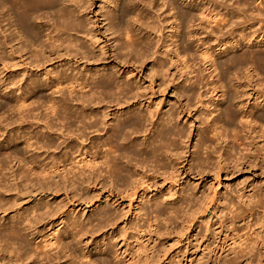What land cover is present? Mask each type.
<instances>
[{
	"label": "rangeland",
	"instance_id": "374dc122",
	"mask_svg": "<svg viewBox=\"0 0 264 264\" xmlns=\"http://www.w3.org/2000/svg\"><path fill=\"white\" fill-rule=\"evenodd\" d=\"M88 1L85 4L86 9L83 8L84 12L94 10V6L91 8L88 4L94 2L98 6V3L104 0ZM170 1L178 6L193 9L184 8L185 11H190L192 15L197 13L194 6L198 5L199 0H186L184 6L181 4L183 0L136 1L141 3V7H139L145 10L148 17H151L147 21L151 26L152 20H155L153 32H149L151 35L150 40L154 47L153 50L161 47L162 52H167L162 55L164 70H167L165 73L166 78L156 80L153 77L152 71H154L153 64L155 63L152 62V57L144 59L141 65L124 66V64L119 63L121 67L119 72L114 67L115 64L109 61L106 67L97 65V69L94 67L89 70L91 74L111 72L115 74L118 80L121 79L131 85L132 89L139 87L137 94L143 101L144 106H149L150 112L153 114L160 113L159 118L171 111V113L176 112L178 114V107L184 105L190 112L188 118L180 115L179 119H176L177 114L175 113L177 124H174L173 121L170 126L168 125V128L171 125L172 127L178 125L179 130H184L187 134L190 132L191 138L194 137L192 145L195 144V139L198 140L200 137L196 134H201L205 128L206 111L208 109L213 110L212 117H216L219 114L213 109L214 104L219 105L216 110H223L225 105L226 98L221 100V92H217L215 102L210 96V84L214 81H221L224 88L227 89L228 97H237L232 102L236 114L241 111L252 110L254 116L252 117L255 121L247 125L238 122L230 123L228 119L220 115V122L217 127L219 132L222 131L221 134H223L225 142H228L226 148L222 147L224 144L219 146L214 142L210 131L212 128L207 130V136L204 135V139L206 146L210 144L213 146V150L202 162H192L193 160L189 157V154H186L185 146L177 144L175 147L176 152H172V156L166 162L170 168L177 169V171L171 176H166L165 179L147 180L146 178L145 182L143 177L146 176V173H149V166L143 164L138 168H131L137 174L135 179L138 180V184L136 183V186H141L142 189H139L138 197H127L122 193L121 185L118 186L120 183L117 181H113V184L115 183L114 187L109 188L96 184L90 185L88 180H84L83 182L79 181L73 189L60 187L57 191L53 190L46 193L39 192L36 188L25 190L19 186L17 180H10V177L9 184L11 186L5 188L8 192L5 193V189L0 188V199L3 200L0 203V225L2 227L4 225L7 227L12 222L24 218L23 214H27V211L32 207L41 210L44 201L48 204L49 214L38 219L31 230L25 229L23 225L18 227L20 244L7 246L8 250H6L3 243H0V264H32V259H28L27 255L31 252L36 254L41 252V248L38 246L40 240H34L37 233L47 240L53 238L52 242L55 244L59 242L55 236L60 237L63 244L57 251L59 264H85L86 261L84 260V262L81 259V255L88 251L94 264H264V129L262 127L264 123L259 119L261 115L264 116V101L261 99L256 100V96L252 95V90L264 93V63H260L256 67L250 65L248 72L245 67H241L243 69H239V71L236 70L239 63L242 62V58H239L240 54L254 48L263 51L264 42L260 38L248 42L241 41L240 38L236 37L231 45H229L230 40L227 39L226 41L229 43L225 41L224 45L215 46L212 43L210 34L199 35L200 33L195 30V27H190L192 23L198 22L197 15H195L194 19H197V22H193L194 19H192L191 24L189 23L186 26L184 33H187L184 36L183 44H181L179 36H182L183 32H181V28L178 29L181 21L178 17H175V10H169L167 3ZM246 1L251 3L250 0ZM188 2L189 5L185 6ZM117 4L114 3V5ZM255 5L251 6L252 11H254L253 7ZM232 8L229 7V9ZM242 9L239 8L238 11L235 8L232 11L229 10L233 13H231L234 17L232 19L236 22L229 20V17L225 15V10H219V16L223 14L220 17L223 20V25L229 24L231 21L235 22L233 27L228 28L229 31L241 27L242 30H245L243 32V35H245L250 33L247 26L252 21H249L248 16L243 13ZM258 11H254L253 15ZM260 11H262L260 16L255 18L260 25H264V9L261 8ZM82 19L85 21L87 33L94 32L97 29L92 23L91 15H83ZM98 22H100L99 19ZM98 22L96 23L97 26L102 27V25H98ZM206 25L203 27L207 28ZM171 26H173L172 29ZM225 30L226 28L223 29V34L226 32ZM87 33H83L85 34L84 37L82 34L76 35L72 32L69 34L72 38L79 37L87 50L91 51L88 49L90 43ZM95 35L100 36L97 43H102L98 48L102 47L104 49L99 51L100 48H97L93 50V53H96L99 57L106 51L105 53H108L107 55L111 57V60H115L112 53V47L115 45L112 44L113 40L106 35L101 36L99 32ZM196 38L201 40L196 41ZM128 40L120 35L117 43ZM205 47L211 49V51H214V55L215 53L217 55L214 58L218 69L217 77H214L215 73L209 76L208 72L202 71L203 59L200 52ZM176 49L178 50L174 52ZM167 54L170 55L167 56ZM230 55L237 56L236 58L239 61L234 60H237L238 64H235L234 60L230 65L227 63L230 62L228 59L231 57ZM170 57L173 62L170 61ZM80 65H66L62 62L51 67L47 66L46 70L51 72L60 69H72L79 72L78 74H83L85 71L83 62ZM233 67L235 70H233ZM251 68L254 71L256 70V75L253 74ZM22 74V72L16 73V77L28 81L35 73L30 70L27 75ZM182 78H186V83L182 87V91L185 92L180 95V90H174L171 85L181 83ZM189 80H197L200 84V89L193 90L195 93H192L193 88H190ZM159 81L162 83L159 84ZM230 85H234L236 90L229 89ZM4 94L0 90V101H2L1 97ZM238 102H241L240 107L235 106ZM81 109L82 107L79 106L78 110ZM132 111L144 113L145 109L135 106L130 111H125V114L119 112L112 115L111 120L124 118L127 113ZM7 114L9 113H2L0 116H3V118H0V121L4 122L3 119L5 120L6 116H10V114ZM166 117L167 115L164 118ZM39 130H37V126L32 127L33 132L42 133L43 129ZM174 130H177V128ZM104 133L105 131L100 130L98 134L91 135L89 131H86V137L81 141L83 140V145L86 146L89 143L87 138L90 136L101 138ZM57 140H55L56 145H58V150L55 151L57 159L61 156L62 148L70 142L77 146L81 144V141H77L74 136L68 140L66 133H64L63 138L59 137ZM1 150L3 152L6 148L3 147ZM103 150H107V147ZM109 150L114 152L115 148ZM226 158H228V161L224 160ZM184 159H187V162L179 165ZM230 160L233 162L228 163ZM47 162L45 161L46 164ZM122 162L125 164V161ZM68 163L70 164V162ZM70 167L69 176H76L80 170L87 172L84 165L78 167L70 164ZM59 169L61 171V167ZM170 172L171 170L168 171V173ZM14 186L15 188L9 189V187ZM143 192L144 195L140 196ZM46 195L48 196L47 199L44 198ZM148 202L149 204H147ZM181 203H184V205L182 204L183 208L178 206ZM154 205H158L161 210L166 211L163 217L167 220L164 223L159 221L153 224L150 229L147 228V223L151 222L152 215H155L153 212L151 213ZM170 206L173 208L171 215L167 213ZM102 212L108 214V220L100 226L89 229L81 237L74 236V232L78 228L72 231L70 230L71 227L67 228L63 225L64 221L71 219L84 220V223H86L88 219H96L95 214H102ZM58 224L59 226H57ZM104 249L109 252H105ZM50 254L47 252L46 255ZM45 264H55L54 258L49 256Z\"/></svg>",
	"mask_w": 264,
	"mask_h": 264
},
{
	"label": "bare ground",
	"instance_id": "6f19581e",
	"mask_svg": "<svg viewBox=\"0 0 264 264\" xmlns=\"http://www.w3.org/2000/svg\"><path fill=\"white\" fill-rule=\"evenodd\" d=\"M87 1L0 0V90L5 93L1 97L2 101H0V115L2 113L5 114V112L10 114L9 117L5 115L7 119L5 117V120L3 119L4 122L0 121L1 189L11 186L9 184L10 180H17L19 186L25 190L36 188L39 192L46 193L53 190L57 191L60 187L73 189L79 181L83 182L84 180H88L90 185L96 184L109 188H113L115 184H113V181H117L120 183L117 185H121L122 193L127 197H138L139 189H142L141 186H136L138 180L135 177H137V174L131 168H138V166L145 164L147 167L149 166L150 170L143 177V180L146 178L147 180L165 179L166 176H171L177 171V169L170 168L166 163L172 156L171 153L176 152L175 147L177 144L185 146L186 154H189V157L193 160L192 162H202L213 150V146L210 144L206 146L204 139V135L207 136V130L212 128L210 131L214 142L219 146L224 144L222 147L226 148L228 142H225L223 134H221L222 131L219 132L217 127L220 122V115L228 119L230 123L238 122L239 124L246 123L247 125L255 121V119L253 120L252 110H245L236 114L232 102L237 97H228L227 89L224 88L221 81H214L210 84V96L214 101L218 94L217 92H221V100L226 98L225 105L223 110H216L219 105L214 104L213 109L219 114L216 117H212L213 110L208 109L206 111L205 128L201 134H196V136L200 137L198 140L195 139V144L192 145L194 137L193 139L191 138L190 132L187 134L184 130H179L178 125L173 127L171 125L172 130L170 129L171 127L168 128V125L170 126L173 121L174 124L177 122H175L174 115L176 112L165 113L159 118L160 113L153 114L150 112L149 106H144L143 101L137 94L139 87L132 89L131 85L121 79V81L118 80L115 74L111 72L106 71L105 74L92 75L89 70L97 65L106 67L109 61L115 64L114 67L119 72L121 69L119 63L124 64V66L141 65L144 59L152 57V62L155 63L153 64V77L156 80H162L163 77L166 78L165 73L167 72V70H164L162 55L167 52H162L160 50L162 49L161 47L153 50L154 47L150 40L151 35L149 32H153L155 20H152V26L147 22L151 17H148L145 10L140 8L141 3L136 2L137 0H104L98 3V6L92 2L88 5L91 8L94 6V10L84 12L83 8H85ZM185 1L181 2L183 6ZM250 1L251 3L246 0H199L198 5L194 6L196 7L195 11L197 13L195 15H197L198 22L196 21L197 19H194V14L192 15L190 11H185L186 8L188 10L193 9L178 6L171 1L167 5L170 11H176L175 17H178L181 21L180 27L177 25L178 29L181 28V32H183L182 36H179L181 44H183L184 36L187 33H184L186 26L189 23L191 24V20L194 19L193 22L196 21L197 23H192L190 27H195V30L200 33L199 35L210 34L213 45L219 47L221 44L224 45L227 39L230 40V43L226 42L231 45L236 37L240 38L241 41L248 42L260 38L264 42V25H260L255 18L262 13L260 10L261 8L264 9V0ZM114 3L118 4L114 5ZM254 4H256L253 7L254 11L259 10L255 15H253L254 11H252L251 7ZM188 5L189 2L185 4V6ZM229 7H233L236 10L244 8L242 9L243 13L248 16L249 21H252L249 24L247 23V28L250 30L249 34L243 35L245 30L237 27L236 24L235 26L238 29L229 31L228 28L233 27L236 22V20L232 19L233 13L229 12L233 8L229 9ZM219 10H225V15L229 17V20L235 22L231 21L229 24L223 25V20L220 18L223 14L219 16ZM193 13L195 12L193 11ZM83 15H91L92 23L97 27L94 32L87 33L85 21L82 19ZM98 19L100 22H98ZM97 22L102 27H98ZM204 25L207 28L203 27ZM225 28L227 36L222 33ZM174 29L176 28L174 27ZM71 32L76 35L82 34V36L87 33L90 43V48L88 49L91 51L87 50V47H85L78 36V38H72ZM98 32L101 36L104 37L106 35L113 40L112 44L115 45L112 47V53L115 60H111L105 50L104 54L99 57L96 53H93V50L102 44L97 43L100 36L95 34ZM120 35L129 40L117 43ZM199 40L196 38V41ZM99 48V51L104 49L102 47ZM184 50L185 54L186 50ZM213 52L207 47L200 52L203 59L202 71L208 72L209 76L215 73L214 77H217L218 69L214 60L216 53L214 55ZM169 55L167 54V56ZM240 55L239 58H242V62L236 68L238 71L243 69L241 67H245L248 72L250 65L256 67L260 63H264V49L260 51L254 48L246 50ZM236 57L231 56L228 58L230 62L227 63L230 65L232 60L237 59ZM172 60L170 57V61ZM237 60H234L235 64H238L239 60ZM62 62L66 65L77 66L83 62L85 71L83 74H78L79 72H75L72 69H60L51 72L46 70L47 66L51 67L56 63ZM234 67L233 70H235ZM30 70L35 74L28 81L23 78L19 79L18 76L16 77V73L22 72L27 75ZM252 70L253 74L256 75V70ZM185 79L182 78L181 83L171 85L174 90H180V95L185 92L182 91V87L186 83ZM189 81L190 88H193L192 93H195L194 89H200V84L197 80ZM161 83L159 81V84ZM229 89L236 90L234 85H230ZM252 91V95L256 96V100L261 99L264 101V95H262L264 93H261V91L258 93L256 90ZM79 106L82 107L81 110H78ZM135 106L145 109L144 113L132 111L127 113L124 118L111 120L112 115L130 111ZM235 106L240 107L241 102H238ZM189 114L190 112L187 108L181 105L178 107L176 119H179L180 115L188 118ZM166 115L167 117L164 118ZM0 118H3V116H0ZM259 119L264 123V116L261 115ZM145 124H148L147 126L149 127ZM33 126H37V130L40 129L39 131L43 129L42 133L33 132ZM155 126L156 128H154ZM219 127L221 128V126ZM262 127L264 129V125ZM176 128L177 130H174ZM100 130L105 131L103 137L90 136L87 138L89 140L88 145H83V140L81 141V139L86 137V131H89L92 135L94 133L98 134ZM64 133L68 136V140L74 136L77 141H81V144L77 146L70 142L62 148L61 156L57 159L55 151L57 152L58 145H56L57 142L55 140L59 137L63 138ZM3 147L6 150L1 152ZM105 147H107V150L102 151ZM108 147L111 149L115 148V151L111 152ZM58 152L60 153V151ZM224 160L228 161V158ZM45 161H48L47 164ZM122 161H125V164ZM14 162L15 164L13 165ZM68 162L78 167L86 166L87 172L80 170L76 176H69L71 167ZM185 162H187V159L181 161L179 165ZM231 162L233 161L230 160L228 163ZM16 164L17 168L15 169ZM60 167L61 171H59ZM169 170H171L170 173H168ZM11 188H15V186L9 187V189ZM6 192L8 190L5 189ZM141 195L143 196L144 192ZM47 197L46 195L44 198L47 199ZM2 202L3 200L0 199V203ZM182 204L184 205V203H181L178 206L183 208ZM171 206L167 209V213L170 215L173 212ZM41 208V210L34 207L30 208L27 214H23L24 218L12 222L7 227L0 225V228H2L0 229V243H3L6 250H8L7 246L20 244L18 231L20 225H23L27 230H31L38 219L49 214L48 204L45 201ZM152 210L151 213L153 212L155 215H152L151 222L147 223V228L150 229L153 224L159 221L164 223L167 220L163 217L166 211L161 210L158 205H154ZM108 217L106 212H102V214H95L96 219H88L86 223H84V220L71 219L64 221L63 225L67 228L71 227L70 230L72 231L78 228L74 232V236L81 237L89 229L105 223ZM55 237L59 241L57 244L52 242L53 238L47 240L37 233L34 240H40L38 246L41 248V252L39 254L31 252L27 255L28 259H32V264H45L49 256L54 258L55 264L60 263L57 251L63 243H61L58 235ZM102 245L104 246V244ZM47 252L51 254L46 255ZM105 252L108 253L109 251ZM81 259L86 261L85 264H94L89 251L82 253Z\"/></svg>",
	"mask_w": 264,
	"mask_h": 264
}]
</instances>
